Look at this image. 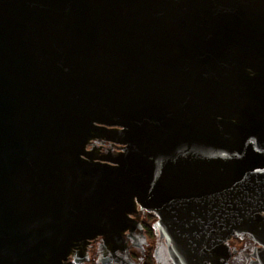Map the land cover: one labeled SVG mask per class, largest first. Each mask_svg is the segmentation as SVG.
I'll return each instance as SVG.
<instances>
[{
    "label": "water",
    "instance_id": "obj_1",
    "mask_svg": "<svg viewBox=\"0 0 264 264\" xmlns=\"http://www.w3.org/2000/svg\"><path fill=\"white\" fill-rule=\"evenodd\" d=\"M139 210L171 264L264 246V0H0V264L107 263Z\"/></svg>",
    "mask_w": 264,
    "mask_h": 264
},
{
    "label": "flooded vegetation",
    "instance_id": "obj_2",
    "mask_svg": "<svg viewBox=\"0 0 264 264\" xmlns=\"http://www.w3.org/2000/svg\"><path fill=\"white\" fill-rule=\"evenodd\" d=\"M105 144L103 151H106ZM117 149H114L116 152ZM132 219L137 225L131 231H127L123 238L127 246L123 251H118L110 256L107 263L103 262L104 255L100 249L101 239L95 241L91 247V260L99 264H144L150 254L153 255L155 264H171L165 239L156 234L153 225L157 217L148 211L139 210ZM151 230L155 234V240L151 242ZM232 256L227 264H263L260 255L264 250L263 244L257 242L250 235H234L228 242ZM165 252V256H164Z\"/></svg>",
    "mask_w": 264,
    "mask_h": 264
},
{
    "label": "trees",
    "instance_id": "obj_3",
    "mask_svg": "<svg viewBox=\"0 0 264 264\" xmlns=\"http://www.w3.org/2000/svg\"><path fill=\"white\" fill-rule=\"evenodd\" d=\"M151 234H153L152 230H151ZM65 264H75V263L72 262V260H69ZM144 264H155L154 257H153L152 254H150L148 256V258L145 260V263Z\"/></svg>",
    "mask_w": 264,
    "mask_h": 264
},
{
    "label": "rangeland",
    "instance_id": "obj_4",
    "mask_svg": "<svg viewBox=\"0 0 264 264\" xmlns=\"http://www.w3.org/2000/svg\"><path fill=\"white\" fill-rule=\"evenodd\" d=\"M153 232V231H152ZM155 240V234H151V242L153 243V241ZM164 256H165V252H164ZM88 264H97V263H94L93 261L91 263H88ZM99 264V263H98Z\"/></svg>",
    "mask_w": 264,
    "mask_h": 264
}]
</instances>
